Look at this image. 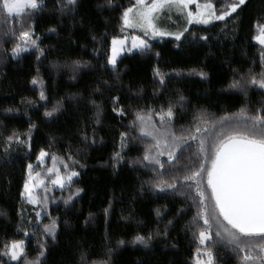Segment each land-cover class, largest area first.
<instances>
[{"label": "trees", "instance_id": "16d2710c", "mask_svg": "<svg viewBox=\"0 0 264 264\" xmlns=\"http://www.w3.org/2000/svg\"><path fill=\"white\" fill-rule=\"evenodd\" d=\"M211 1L217 13L229 4ZM2 4L0 264H196L205 227L199 191L212 199L201 165L211 167L214 145L224 135L247 131L246 120L264 116L258 83L264 46L254 41L264 24V0H245L222 20L191 24L179 41L147 38L148 47L124 52L115 65L108 63L111 40L126 35L122 14L133 0H38L36 9L16 17ZM234 81L244 87H233ZM121 107L123 114L113 111ZM169 108L173 116L161 120ZM137 114L169 135L148 136ZM225 119L236 127L221 130ZM41 149L77 175L33 205L21 190L27 165ZM169 153L178 158L170 160ZM196 171L201 175L184 179ZM215 213L240 234L216 205ZM215 233L206 245L212 264H245L246 255L260 250L247 238L258 241V235L240 234L237 249ZM137 235L148 243H133ZM14 241L24 248L16 261L4 254Z\"/></svg>", "mask_w": 264, "mask_h": 264}, {"label": "snow or ice", "instance_id": "6c2138e0", "mask_svg": "<svg viewBox=\"0 0 264 264\" xmlns=\"http://www.w3.org/2000/svg\"><path fill=\"white\" fill-rule=\"evenodd\" d=\"M111 4L112 0H107ZM194 0H151L150 4H145V0H136L135 4L131 7L124 9L122 18L123 22L126 25L138 24L141 28L150 30L152 34L158 36H171L174 35L177 41L181 40V37L184 36V32L187 31L185 28L183 31H178L175 33L166 32L157 26L156 20L157 17L153 16V13H157L159 10L164 9L166 6L171 8L175 6L180 11H183L187 6L193 3ZM76 0H69V4L74 5ZM245 4V0H238L237 3L232 4L231 11L235 12L240 5ZM25 6H30L32 9L38 7V0H3L2 7L6 12L13 16H19L23 11ZM213 9L211 0L203 6V9H200L198 6L197 12L193 13L192 11L187 12L189 17L188 22L191 23L192 19L202 18L204 12ZM135 10V17H130V13H133ZM229 15V12L223 11L220 15H216L215 11H211L207 19H203L204 23H208L209 19L215 16V19L222 20L225 16ZM170 18V17H169ZM8 16L2 18L3 22H6ZM261 35L256 37L261 44H264V25H260ZM21 36L27 38L29 33L27 31L21 32ZM95 39V38H94ZM136 39H139L137 37ZM200 39H207L206 36L200 37ZM35 44V40L32 41ZM113 48L112 55L108 58V63L115 65L116 57L119 51L123 49H117L116 45L118 41L113 39ZM123 43V41H119ZM19 47V46H18ZM133 47H148L147 41L139 39V44L134 43ZM131 51V49H129ZM13 53H16V49H13ZM264 55V54H262ZM79 63V61L75 62ZM159 74V70H154ZM201 75H205L201 73ZM264 75V73H262ZM163 77L161 78V83H163ZM33 83H36L35 78H33ZM251 83H257L253 78ZM261 87H264V79H261L259 82ZM233 87H241L239 81L233 82ZM41 99H44V93L40 94ZM114 103L118 102V98H112ZM56 109L53 108L52 111ZM114 112L118 115L124 113V109L114 108ZM243 111V110H242ZM51 112H45L46 116H51ZM167 116H173L171 108L167 112ZM137 119L141 123V131L145 132L148 121L150 118H145L137 114ZM164 117L161 116V120ZM247 131H236L233 130L230 135H224L223 138L219 139V142L214 145V151L210 157L211 167L205 169L201 165V171H207V184L211 187L212 195L215 198V205L219 209L220 215H222L223 220L227 222V225H230L232 229L238 230L240 234L244 236L258 235L260 240L264 241V116H254L250 117L244 122ZM236 124L228 119H225L221 122V130L226 128H235ZM155 132V135H154ZM197 133L201 132L200 128L196 129ZM148 136H167V132H161L159 130L147 131ZM126 133H121V136H126ZM195 137H193L194 139ZM13 136H9L8 140L11 141ZM19 139V137H16ZM160 144L159 140H156L157 148ZM204 141H201V146L203 147ZM175 147H179L177 144ZM47 153L41 149L37 160H42ZM178 157H173L169 153V159L174 160ZM144 160H149V156L146 154ZM155 163L159 164L163 168V164L156 160ZM32 164H28L29 170L32 169ZM51 171V169H49ZM201 171L193 172L190 176H186L185 180H192L194 177L201 175ZM77 173H71V176H75ZM71 176L68 177L71 180ZM31 177V173H30ZM54 184H62V180L57 176L56 180L53 181ZM25 189L29 188L28 181H25ZM159 188L160 185H157ZM169 188L175 189L176 185H168ZM163 190V189H161ZM79 191V190H78ZM31 195V194H30ZM199 198L203 201L204 193H199ZM32 203H36V200L33 198ZM198 216L203 219V224L207 226L208 229L211 228L210 219L207 215ZM46 230L53 232L54 228H49L45 226ZM215 235L220 238L222 241H227L229 244H235L237 249L241 247L240 237L236 232L230 231L227 227H223L222 230H217ZM211 231H200L199 237L201 243H204L206 240L211 239ZM150 239V237H149ZM133 243H148V239L144 236L137 235L135 236ZM125 241H119V244H124ZM22 241H14L11 245V248H8L6 245L5 255L9 252L11 253V260H17L22 253H24ZM43 247V246H41ZM264 248V245H261ZM236 250V249H234ZM43 251L40 252V255L43 256ZM212 254L209 253V264H211ZM252 256L246 255L244 257L245 261H251ZM32 264V262H28ZM39 264V260L35 262ZM260 264H264V258H261Z\"/></svg>", "mask_w": 264, "mask_h": 264}, {"label": "rangeland", "instance_id": "374dc122", "mask_svg": "<svg viewBox=\"0 0 264 264\" xmlns=\"http://www.w3.org/2000/svg\"><path fill=\"white\" fill-rule=\"evenodd\" d=\"M133 1L135 4L136 0H133ZM208 2H209V0H194V2L189 4L187 6V8L184 9L183 11H180L175 6H173L171 8L166 6L164 9L159 10L157 13H153V16L157 17V20H156L157 26L159 28H161L162 30H164L166 32H171V33L183 31L186 27L190 26L191 24H210V23L214 22L215 20H217V19H215V16H213L211 19H209L208 23L203 22V19H207L209 14L213 10L215 11L216 15L221 14V13L216 12L214 3L211 1L212 5H213V9H209V10L205 11L202 18L192 19L191 23L188 22L189 17L187 16V12L192 11L193 13H195L198 10V6L200 9H203V6ZM237 2H238V0H229V4H228L227 9L225 11L229 12V14L232 13L231 6H232V4L237 3ZM150 3H151V0H145V4H150ZM27 7H30V6H25L24 9ZM130 17H135V10L133 11V13H130ZM123 25H124L127 32H126V35L119 37V39H116L117 41H123V43L121 45H117L116 47H117V49H120L121 47H125V52H132L134 50L144 48V47H133L134 43L139 44V39L146 40L147 45H149L150 42L147 40V38L153 39V38L161 37L158 35L154 36L150 30H146L144 28H141L138 24H135V23L133 25H126L123 22ZM262 25H264V24H262ZM131 31H134V32L132 33ZM137 32L140 33V35L137 34ZM260 35H261V30H260V25H259L256 28V34L254 36V41L256 43H258L259 45L264 46V44H261L259 42V40L256 39V37H258ZM137 37H139V39H136ZM163 37H175V36L174 35H171V36L166 35ZM129 49H131V51H129ZM111 55H112V52H111ZM164 115L167 116V114H161L160 117L161 116L164 117ZM156 129H157V127L154 124L153 119L150 118V120L148 121L147 128H146L144 133H147V131H153ZM40 151H39V153H40ZM44 151L47 153V155L45 157H43L42 160L38 161L37 160V156L39 155V153H38L34 162L31 163L33 166L31 170H29L28 165H27L25 181H28L29 188L25 189V187H24L25 181H24L23 186H22V190H21L22 198L25 199L27 202L33 204V205H36L39 202L41 193L44 194L45 192H51L54 189H60L63 186L67 185L76 176V175L71 176V173H73L74 171L68 170L67 165L62 158L50 156L46 150H44ZM49 169H51V171H49ZM30 173H31V177H30ZM57 176H59L61 178L62 184H54L53 183V181L56 180ZM69 176H71V180L68 179ZM199 193H200V191H199ZM203 193H204V198L202 201L201 216L207 215L210 219V223L212 226L210 229H208L207 226H205L200 231L207 230V231H211V233H212V232H216L218 229L222 230L223 227H225V226L222 224V222L219 220V218H217V215L215 213V205H214L211 197H209L208 191L203 192ZM33 198L36 200V203L31 202V200ZM198 237H199V235H198ZM239 237H244V236L240 235ZM247 238L251 239V245L253 246L255 251L258 249H260V250H258V252H251L249 255L252 256L253 259L251 261H246L245 264H260L261 258H264V248L261 247V245H263V244H260L257 242L262 241V240H260L258 238V241H256L257 238H249V237H247ZM208 241L209 240H206L204 243H201L200 237L198 238V243L200 245V248L195 254L196 264H209V253L210 252L206 248ZM12 243L13 242H11L7 245L8 248H11ZM10 255H11V253L9 252L8 253L9 258H10ZM12 261H16V260H12ZM211 264H212V259H211Z\"/></svg>", "mask_w": 264, "mask_h": 264}, {"label": "crops", "instance_id": "0c3cea01", "mask_svg": "<svg viewBox=\"0 0 264 264\" xmlns=\"http://www.w3.org/2000/svg\"><path fill=\"white\" fill-rule=\"evenodd\" d=\"M113 39H119V38H113ZM113 39L111 40L110 55H109V57L111 56V52H112V48H113V43H112ZM117 45H121V43H119V41H118ZM117 45H116V46H117ZM121 48H122L123 50L118 52V55H117V57H116V60H117V58H118L120 55H122V54L125 52V47H121ZM121 48H120V49H121Z\"/></svg>", "mask_w": 264, "mask_h": 264}, {"label": "water", "instance_id": "95a60500", "mask_svg": "<svg viewBox=\"0 0 264 264\" xmlns=\"http://www.w3.org/2000/svg\"><path fill=\"white\" fill-rule=\"evenodd\" d=\"M209 188H210V191H211V195H212V190H211V187L209 186ZM212 199H213V201H214V203H215V198L213 197V195H212ZM218 209V208H217ZM218 211H219V209H218ZM222 216V215H221ZM223 218V217H222Z\"/></svg>", "mask_w": 264, "mask_h": 264}]
</instances>
